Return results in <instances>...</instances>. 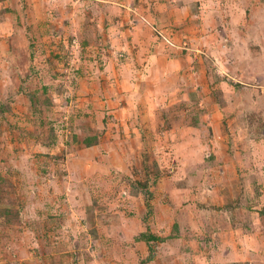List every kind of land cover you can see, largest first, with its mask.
Returning a JSON list of instances; mask_svg holds the SVG:
<instances>
[{
  "label": "rangeland",
  "instance_id": "1",
  "mask_svg": "<svg viewBox=\"0 0 264 264\" xmlns=\"http://www.w3.org/2000/svg\"><path fill=\"white\" fill-rule=\"evenodd\" d=\"M264 264V0H0V264Z\"/></svg>",
  "mask_w": 264,
  "mask_h": 264
},
{
  "label": "trees",
  "instance_id": "2",
  "mask_svg": "<svg viewBox=\"0 0 264 264\" xmlns=\"http://www.w3.org/2000/svg\"><path fill=\"white\" fill-rule=\"evenodd\" d=\"M153 253H154V252H151L150 255H149V257H148L147 259L142 260V261H141V264H147V263L151 262V261L154 259V255H153Z\"/></svg>",
  "mask_w": 264,
  "mask_h": 264
}]
</instances>
